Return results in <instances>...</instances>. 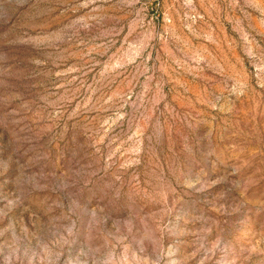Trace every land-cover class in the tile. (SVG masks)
I'll use <instances>...</instances> for the list:
<instances>
[{"label": "rangeland", "instance_id": "374dc122", "mask_svg": "<svg viewBox=\"0 0 264 264\" xmlns=\"http://www.w3.org/2000/svg\"><path fill=\"white\" fill-rule=\"evenodd\" d=\"M0 264H264V0H0Z\"/></svg>", "mask_w": 264, "mask_h": 264}]
</instances>
